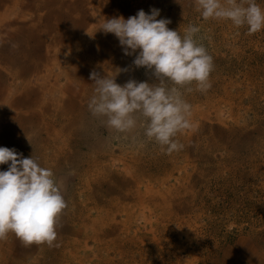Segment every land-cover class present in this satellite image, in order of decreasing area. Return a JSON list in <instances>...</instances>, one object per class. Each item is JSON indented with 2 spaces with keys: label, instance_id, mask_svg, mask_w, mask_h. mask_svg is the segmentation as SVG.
<instances>
[{
  "label": "rangeland",
  "instance_id": "1",
  "mask_svg": "<svg viewBox=\"0 0 264 264\" xmlns=\"http://www.w3.org/2000/svg\"><path fill=\"white\" fill-rule=\"evenodd\" d=\"M153 8L181 34L198 26L214 63L207 92L181 89L196 128L178 134L184 148L172 154L88 108L93 72L153 82L113 34L96 31L105 18ZM0 109V140L16 125L20 152L62 184L57 233L71 242L25 247L10 233L2 241L19 256L0 264H264V30L205 21L195 0H0ZM77 218L87 228L101 218V239L77 232ZM78 241L87 245L74 251Z\"/></svg>",
  "mask_w": 264,
  "mask_h": 264
},
{
  "label": "clouds",
  "instance_id": "2",
  "mask_svg": "<svg viewBox=\"0 0 264 264\" xmlns=\"http://www.w3.org/2000/svg\"><path fill=\"white\" fill-rule=\"evenodd\" d=\"M203 20H229L237 29L247 26L249 35L264 30V8L256 0H195ZM160 10L143 9L136 15L105 18L96 31L113 34L126 56H134L135 68H145L153 82L129 79L123 85L114 77L93 72L95 95L88 103L93 116L106 118V126L121 134L143 129V135L166 154L184 148L176 137L195 130L192 106L181 89L201 93L211 88L213 57L198 42L200 28L190 25L183 34L170 29ZM95 31V32H96ZM94 32V33H95ZM94 33H88L90 36ZM127 71V69H123ZM172 87H168V84ZM0 240L14 234L25 247L58 246L57 228L67 202L62 184L51 169L14 148L0 147Z\"/></svg>",
  "mask_w": 264,
  "mask_h": 264
},
{
  "label": "bare ground",
  "instance_id": "3",
  "mask_svg": "<svg viewBox=\"0 0 264 264\" xmlns=\"http://www.w3.org/2000/svg\"><path fill=\"white\" fill-rule=\"evenodd\" d=\"M73 3V2H72ZM72 3H71V5H72ZM58 12V11H57ZM59 13V12H58ZM61 15V14H60ZM52 18V17H51ZM52 20V19H51ZM50 20V21H51ZM56 21V20H55ZM83 26V25H82ZM33 77V76H32ZM35 79V78H34ZM28 90V89H27ZM29 93V92H28ZM26 95V94H25ZM28 96V95H27ZM34 98H36V97H34ZM20 99V98H19ZM29 100V99H28ZM25 101V100H24ZM36 101H38V100H36ZM25 104H26V102H25ZM1 108H3V107H1ZM61 108V107H60ZM1 110V109H0ZM2 112V111H1ZM9 116V115H8ZM2 117L4 118V120L6 119V117H7V115L6 114H2ZM11 118V117H10ZM9 118V119H10ZM1 119V118H0ZM17 119V118H16ZM2 120V119H1ZM19 120V119H18ZM17 120V121H18ZM16 121V120H15ZM19 121H22L21 119L19 120ZM3 122V121H2ZM12 123H14V122H12ZM19 124V123H18ZM1 126H3V125H1ZM3 128V127H2ZM19 128L15 125V128H12L11 130L9 129V131H8V135H5V137H3V140L1 141L0 140V147H8V148H14L17 152H19V153H21L20 152V148L18 147L19 145V143H17V142H15L16 141V139H14V137H16V136H19L18 134H19V130H18ZM54 130V129H53ZM1 132V131H0ZM52 139H54V136L53 137H51ZM24 139V138H23ZM56 139V138H55ZM54 139V140H55ZM56 141H58V140H56ZM63 142H64V140H62ZM66 142V141H65ZM64 145V144H63ZM50 145H48V147H49ZM61 146V145H60ZM21 147V146H20ZM51 147V146H50ZM56 149H57V147H56ZM23 151V150H22ZM37 151V150H36ZM38 152V151H37ZM41 152L42 151H40V154H41ZM56 153V152H55ZM23 154V153H22ZM40 154H38V155H40ZM61 154V153H60ZM24 156V155H23ZM25 157V156H24ZM45 157V156H44ZM35 159H36V157H35ZM39 159V158H38ZM41 159V158H40ZM47 163V162H46ZM58 163V162H57ZM57 165H59V163L57 164ZM57 165L55 164L52 168L54 169V170H56L57 169ZM59 167H61V166H59ZM125 167V166H124ZM99 169V168H98ZM125 169H126V167H125ZM4 170H7V167H5L4 168ZM99 172L98 173H100L101 171L100 170H98ZM102 174H103V172H102ZM135 175H137V174H135ZM109 177V176H108ZM106 178V177H105ZM137 180V179H136ZM166 182V181H165ZM166 184V183H165ZM122 185V184H121ZM130 185H131V183H130ZM136 185V184H135ZM167 186V185H166ZM130 188V187H129ZM135 188V187H134ZM123 191L125 190V189H122ZM159 190V189H158ZM138 191V190H137ZM159 192V191H158ZM136 195V194H135ZM138 195V194H137ZM139 196V195H138ZM128 198V197H127ZM141 198V197H140ZM134 199V198H133ZM84 200V199H83ZM80 202H83V204H84V207H85V205H86V201H80ZM82 204V205H83ZM80 206V205H79ZM76 207V206H75ZM151 207V206H150ZM149 208V207H148ZM74 209V211H75V208H73ZM80 209H82V208H80ZM79 208H78V210H80ZM131 209V208H130ZM86 210V209H85ZM125 210V209H124ZM73 211V210H72ZM96 211V210H95ZM110 211V210H109ZM67 212V211H66ZM81 212V211H80ZM83 212V211H82ZM81 212V213H82ZM85 212V211H84ZM90 212V211H89ZM88 212V213H89ZM107 213V212H106ZM111 213V212H110ZM72 214V213H71ZM98 214V213H97ZM74 215V214H73ZM83 215V214H82ZM85 215V214H84ZM77 217H78V215H77ZM89 217V216H88ZM74 218H76V217H74ZM78 220H79V225L81 226V230H76L77 232H82V234L85 236V231L86 230H88V236L91 238H94L95 239V241L96 240H99V239H101V237H100V233L98 232L99 230H100V227H99V225L100 224H102L103 222H102V219L101 218H98L97 220H96V218L95 219H93V224L90 226V228H87V227H85L84 226V224H85V218H77ZM78 222V221H77ZM104 224V223H103ZM80 228V227H79ZM114 229V228H113ZM108 230V229H107ZM109 232V231H108ZM10 234V233H9ZM87 236V237H88ZM59 237H61V236H59ZM58 236H57V241H56V244L58 245V246H60V245H66V244H71V242H69V241H67V243H61L60 244V242H62V240L59 238ZM64 237H62V239H63ZM72 238V237H71ZM70 239V238H69ZM103 239V238H102ZM86 241H87V239H86ZM106 241V240H105ZM115 241V240H114ZM111 242H113V241H111ZM78 243H80V244H77V243H73L72 245L74 246V251L75 250H77V247H82V249H85V247H86V245L87 244H85V241L83 242V243H81V242H79L78 241ZM0 244H1V246H2V248L0 247V255L2 256V262H6L8 259H10L9 261L11 262V258L12 259H15V258H17L18 256H19V252L18 251H16V249H14L13 250V248L12 247H10V246H12V244H13V242H10V244H7V242H3L2 240H0ZM20 244V243H19ZM102 244V243H101ZM113 244V243H112ZM89 245V244H88ZM103 245V244H102ZM105 245V244H104ZM107 245V244H106ZM8 246V247H7ZM58 246H55V247H58ZM111 246V245H110ZM48 247V246H47ZM55 247H53L54 249H55ZM97 247V246H96ZM114 247V246H113ZM48 248H52V247H48ZM107 248V247H106ZM57 249V248H56ZM74 251H70L67 255H60L61 257H64V259L63 260H67V261H69V260H72L73 259V254H72V252H74ZM56 255V254H55ZM54 257L56 258V256H54L53 255V257H52V259H54ZM65 258H67V259H65Z\"/></svg>",
  "mask_w": 264,
  "mask_h": 264
}]
</instances>
